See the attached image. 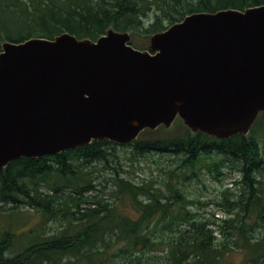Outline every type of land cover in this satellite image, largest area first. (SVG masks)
Returning <instances> with one entry per match:
<instances>
[{"label":"trees","instance_id":"obj_1","mask_svg":"<svg viewBox=\"0 0 264 264\" xmlns=\"http://www.w3.org/2000/svg\"><path fill=\"white\" fill-rule=\"evenodd\" d=\"M259 6L264 0H0V53L7 41L64 33L96 41L109 29L146 50L152 35L188 15ZM263 119L247 136L222 140L192 134L178 117L182 136L161 139L160 126L127 145L95 140L11 162L0 170V210L29 208L42 221L21 237L2 232L0 264H264ZM166 155L171 165L143 170L140 159ZM227 171L240 178L215 199L189 190L206 187V177L224 187Z\"/></svg>","mask_w":264,"mask_h":264},{"label":"water","instance_id":"obj_2","mask_svg":"<svg viewBox=\"0 0 264 264\" xmlns=\"http://www.w3.org/2000/svg\"><path fill=\"white\" fill-rule=\"evenodd\" d=\"M109 29L4 42L0 170L108 140L127 145L177 117L193 134L247 136L264 113V6L194 13L150 38Z\"/></svg>","mask_w":264,"mask_h":264},{"label":"rangeland","instance_id":"obj_3","mask_svg":"<svg viewBox=\"0 0 264 264\" xmlns=\"http://www.w3.org/2000/svg\"><path fill=\"white\" fill-rule=\"evenodd\" d=\"M147 45H150V44H147ZM262 124L263 123H261L260 125ZM185 133H188V132L185 131L182 123L179 120H176L174 121L173 125L170 128H165V131L162 133V135L159 138L168 139V138L182 136ZM153 137L155 138L156 135H154ZM118 153L119 155L124 156L127 153V149L120 147L118 149ZM169 158H172V157L169 155H166L164 156V159H161V157L159 156H154V157H149L147 159V162H143L142 161L143 159H140L142 162L141 166L143 167V170L145 172H149V168H152L153 170H155L157 166L156 161L164 163L163 164L164 166L171 165L172 162L168 161ZM137 176L142 178L147 175L142 174L139 171L137 173ZM234 178H240V175H237V174L230 175L229 172L227 171V177L225 178L223 182L224 187L222 184L213 182L206 177L205 179L206 181L204 182V185H206V187H204L203 185H198L197 183H193L192 186H190L189 190L192 191L197 196H201L202 200L204 201L212 200V199H215V194L219 189L230 187L232 184V180ZM20 210L21 212L19 213V215L15 213H9V212H4L0 210V235H2V232L4 230L11 228L18 235V237H21V235L25 231H29L31 228L41 223L42 221L41 217L37 215L36 213H34V211L29 210V208H24ZM210 210H212V212H215L216 207L214 205H211L208 207V212ZM216 213L218 215L222 214L221 212H216ZM52 226L55 227V224L52 223ZM20 251H21L20 245H18V240H17L15 243V247L12 248L8 254L11 256H14L17 254V252H20Z\"/></svg>","mask_w":264,"mask_h":264}]
</instances>
